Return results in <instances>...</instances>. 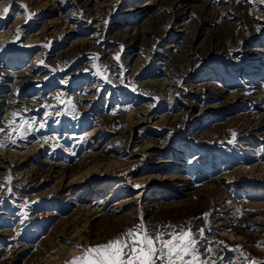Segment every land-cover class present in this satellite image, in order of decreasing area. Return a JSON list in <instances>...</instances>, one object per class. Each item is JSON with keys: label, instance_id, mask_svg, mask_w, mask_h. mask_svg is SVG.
I'll return each mask as SVG.
<instances>
[{"label": "bare ground", "instance_id": "bare-ground-1", "mask_svg": "<svg viewBox=\"0 0 264 264\" xmlns=\"http://www.w3.org/2000/svg\"><path fill=\"white\" fill-rule=\"evenodd\" d=\"M13 113L0 264L73 261L139 210L264 259V0H2L0 128Z\"/></svg>", "mask_w": 264, "mask_h": 264}, {"label": "snow or ice", "instance_id": "snow-or-ice-1", "mask_svg": "<svg viewBox=\"0 0 264 264\" xmlns=\"http://www.w3.org/2000/svg\"><path fill=\"white\" fill-rule=\"evenodd\" d=\"M3 11L6 14L9 8L5 7ZM132 90L135 91L134 88ZM30 123L20 117L19 113H13L7 127L0 128V135L7 136L15 145L16 139L12 134L26 138L28 130L21 133V128ZM235 135L233 133V137ZM0 147H3L2 141ZM167 227L174 229L173 225ZM204 231L199 229L196 234L190 227H180L168 232L162 229L150 231L141 224L138 228L128 229L102 245L89 247L85 254L74 259L72 264H209L207 259L200 258V249L197 247L198 243L207 240L203 235ZM80 250L84 251L82 248ZM205 251L212 252L213 249L207 247Z\"/></svg>", "mask_w": 264, "mask_h": 264}, {"label": "rangeland", "instance_id": "rangeland-1", "mask_svg": "<svg viewBox=\"0 0 264 264\" xmlns=\"http://www.w3.org/2000/svg\"><path fill=\"white\" fill-rule=\"evenodd\" d=\"M141 166V167H140ZM140 166H139V168H138V171L139 170H141V168H142V163L140 164ZM130 174V172H126L125 173V178H127L128 177V175ZM146 195V192L143 194V197ZM140 212V213H139ZM143 214V215H142ZM137 217H139V218H137L138 220H140V221H138V220H135L136 221V225H138V226H140L141 224H144L147 228H151V227H153L152 229H156V230H158V229H162L163 231H167V230H169V231H172V230H175V229H177V228H180L179 226L180 225H178V222H175V221H172V220H166V219H163V220H149V218H150V216H146V214L144 213V211H138V215H137ZM141 217V218H140ZM149 220V221H148ZM142 221H144V222H142ZM154 221V223H152ZM159 222V223H158ZM161 222H163V223H161ZM170 222H172V223H170ZM146 223V224H145ZM148 224V225H147ZM158 225V227L156 226V225ZM162 224V225H161ZM163 224H164V226H163ZM168 226V225H173L174 226V229H169L166 225ZM176 224V225H175ZM203 224H205V223H203L202 222V224L201 225H198V226H196V227H193L192 228V230H193V233H196V234H198V231L197 230H199V229H204L205 231V233H203V235L204 234H206V226H204ZM96 226H98L97 228H96V230L95 231H98V233H100L101 235H105L104 237L105 238H103L102 236H99V238L98 239H96V240H94V242L93 243H91L90 244V246H92V247H94V246H97V245H102L103 243H106V242H108L109 240H111V239H114V238H116L117 236H119L120 234H122V232H118V227L119 226H116V225H114V224H107V225H100L99 223H97L96 224ZM178 226V227H177ZM211 226H212V228H213V230H215L216 231V233L220 236H222L223 237V239H226V240H230L231 242H236L235 240H236V238H235V240H234V238L233 237H229L228 236V234L226 233V234H224V232L221 230L222 229V227L221 226H218L217 224H211ZM157 227V228H156ZM162 227V228H161ZM182 227V226H181ZM183 227H187V226H184L183 225ZM201 227V228H200ZM167 229V230H166ZM168 232V231H167ZM204 237H205V235H204ZM201 242H203L204 244H201V243H198L197 244V247L200 249V253L202 254V255H200V258H202V259H207L208 261H209V263L210 264H246V262L248 263V264H253V263H251V262H254V264H263L264 262V259H263V257L261 258V257H259V256H254V257H251V256H244L243 257V255H240V254H233L232 252L231 253H228V254H231V255H229V257H226V258H223L224 256H225V253L226 252H223V250L222 251H220V250H218L216 247L214 248V247H212L211 245L212 244H208L209 243V241L208 240H206V241H201ZM200 244V245H199ZM204 245H206V246H204ZM208 245V246H207ZM200 246V247H199ZM211 247L212 249H213V251H212V253L211 252H205V249L207 248V247ZM216 249V250H215ZM216 252V253H215ZM206 253L208 254V255H206ZM204 254V255H203ZM235 257H234V256ZM238 256V257H237ZM212 257H213V259H212ZM230 258V262L229 261H226V262H224L225 260H227V259H229ZM248 258V259H247ZM232 259H233V261H232ZM247 259V260H246ZM263 259V260H262ZM69 260V261H68ZM211 260V261H210ZM216 260V261H215ZM224 260V261H223ZM72 260H70V258H68V259H65L64 261L63 260H61V261H59V263L60 264H72V262H71ZM213 261V262H212ZM238 261H239V263H238ZM249 261V262H248ZM258 261H260V262H258ZM62 262H64V263H62ZM220 262V263H219ZM228 262V263H227ZM235 262V263H234ZM257 262V263H256ZM58 263V262H57ZM58 263V264H59Z\"/></svg>", "mask_w": 264, "mask_h": 264}, {"label": "built area", "instance_id": "built-area-1", "mask_svg": "<svg viewBox=\"0 0 264 264\" xmlns=\"http://www.w3.org/2000/svg\"><path fill=\"white\" fill-rule=\"evenodd\" d=\"M245 1H248V0H245ZM141 2V1H140ZM189 22V20H186V17L185 16H180L178 17L177 20H175V22H173L172 26H170V30H169V36L166 37L165 40H161V46H163V48L167 47V48H170V47H173L174 50H171V54H176L179 52L178 48L180 46V40H181V36H180V33H178L177 31H172V27L173 26H178L179 23H182V22ZM243 25H245V23L243 22ZM168 28V27H167ZM166 28V30H167ZM170 46V47H169ZM209 59L213 60V56H210ZM249 58H245L243 61H246L248 60ZM162 60L165 62H167V57L164 56L162 57ZM242 61V57L241 55L239 54V58L237 61ZM241 74V73H240ZM240 74H238V76L240 77ZM226 73H219L218 74V78H220L221 81H224V77H225Z\"/></svg>", "mask_w": 264, "mask_h": 264}]
</instances>
